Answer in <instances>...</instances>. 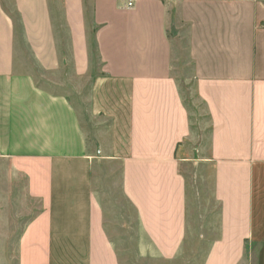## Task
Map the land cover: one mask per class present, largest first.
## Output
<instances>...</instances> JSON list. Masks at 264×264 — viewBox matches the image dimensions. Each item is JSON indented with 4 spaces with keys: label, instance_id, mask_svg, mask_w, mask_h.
I'll list each match as a JSON object with an SVG mask.
<instances>
[{
    "label": "crops",
    "instance_id": "0c3cea01",
    "mask_svg": "<svg viewBox=\"0 0 264 264\" xmlns=\"http://www.w3.org/2000/svg\"><path fill=\"white\" fill-rule=\"evenodd\" d=\"M115 164L143 254L185 252L206 177L193 264H264V0H0V264L14 222L18 264H121Z\"/></svg>",
    "mask_w": 264,
    "mask_h": 264
},
{
    "label": "rangeland",
    "instance_id": "374dc122",
    "mask_svg": "<svg viewBox=\"0 0 264 264\" xmlns=\"http://www.w3.org/2000/svg\"><path fill=\"white\" fill-rule=\"evenodd\" d=\"M179 75L183 90L188 101L192 105L194 95H192V84L190 79L185 78L183 72H176ZM192 108L193 107L192 105ZM196 110V108H195ZM202 111V109H200ZM207 128V126L205 127ZM108 167V168H107ZM108 177L115 171L117 175L107 179L105 183L106 198V227L112 239L116 242L120 255L121 264H193L197 259L202 260L214 234L205 232V224L214 220L215 207L212 204L206 177H201L202 186L199 185L200 191L192 192V201L190 203V227L191 235L186 240L185 252L176 259L168 261L154 258L150 255L143 254L140 244L143 241L140 236L137 216L135 210L129 202L124 199L120 180V166L118 164L106 166ZM194 169V168H193ZM193 169L189 167L187 173L192 174ZM111 172V173H110ZM106 174V175H107ZM193 188V187H192ZM22 223L11 224V241L9 253L6 259L9 264H18L17 241ZM207 228V227H206ZM248 262L245 264H258V256L255 254L248 255Z\"/></svg>",
    "mask_w": 264,
    "mask_h": 264
}]
</instances>
